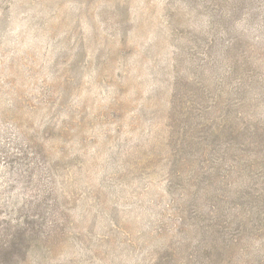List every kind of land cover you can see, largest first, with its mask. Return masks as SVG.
I'll use <instances>...</instances> for the list:
<instances>
[{"label":"rangeland","instance_id":"1","mask_svg":"<svg viewBox=\"0 0 264 264\" xmlns=\"http://www.w3.org/2000/svg\"><path fill=\"white\" fill-rule=\"evenodd\" d=\"M223 6L0 0V264H264V154L227 185H191L186 159L210 103L235 86L244 100L223 56L257 23L208 16ZM258 89L243 118L257 142Z\"/></svg>","mask_w":264,"mask_h":264},{"label":"trees","instance_id":"2","mask_svg":"<svg viewBox=\"0 0 264 264\" xmlns=\"http://www.w3.org/2000/svg\"><path fill=\"white\" fill-rule=\"evenodd\" d=\"M221 1L224 6L217 9H209L210 15L208 16L212 15L211 11H215L221 21H254L257 24L251 29L243 27V32L238 28H234L237 32L236 36L241 38L238 41L245 40L247 49L237 48L236 51H231L229 55L223 56L225 60L223 74L225 76L244 72L237 80L238 83L242 82L245 85L244 90H240V93L244 94V100L238 101L235 98L234 102H231L233 96L230 95L236 90L237 86H235L227 90L225 96L218 104L210 103L208 112L213 113L217 110L218 113L211 117L206 125L208 136L202 133V129H199L200 131L197 130L198 128L195 124H191L192 131L189 130L190 143L186 159L191 160L192 165L197 170L196 174L191 176V185H195L199 180H205L206 183L209 182V185H211V179L217 180L220 184L224 182L226 185L234 182L236 178L239 180L246 169L249 170L256 165L260 152L264 154V140L255 141V135L251 136L247 133L248 126L243 120V118H249L253 115L249 111H253L252 109L255 108V105L258 106L257 101H259L262 94L258 88H263L264 85L262 83L264 79V0ZM233 41L234 39H227L221 43L222 47H230ZM212 106H216V108L212 109ZM244 106H247L246 110L248 111H238L239 107ZM232 110L236 111V113ZM179 119L177 118V120L173 121V125H179L181 123V121L178 122ZM213 129L216 132L211 136L210 133ZM203 141L205 146H202ZM253 198L257 197L253 196ZM243 204L240 203L238 206L234 205L232 207L236 210V214H239L237 209L240 210ZM256 206L262 212L264 211V194L261 197L260 204ZM250 210L243 211L242 216H250ZM256 215L258 218L257 216L254 217L253 227L258 228L263 233L264 216L259 212ZM220 227L221 230L223 228L224 230L226 229L224 223ZM238 234V231L230 234L228 241L230 242L231 236L240 239L239 236L241 234ZM206 264H210V262L206 261ZM211 264L224 263H220L219 260H213Z\"/></svg>","mask_w":264,"mask_h":264}]
</instances>
